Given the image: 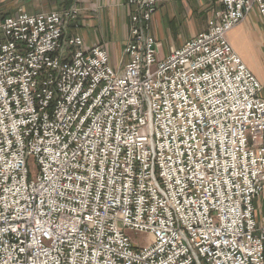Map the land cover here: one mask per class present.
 <instances>
[{
	"label": "built area",
	"instance_id": "2783aa9c",
	"mask_svg": "<svg viewBox=\"0 0 264 264\" xmlns=\"http://www.w3.org/2000/svg\"><path fill=\"white\" fill-rule=\"evenodd\" d=\"M172 1L126 0L120 69L77 3L0 16V264H264L262 85L227 41L264 0H215L157 59Z\"/></svg>",
	"mask_w": 264,
	"mask_h": 264
},
{
	"label": "crops",
	"instance_id": "0c3cea01",
	"mask_svg": "<svg viewBox=\"0 0 264 264\" xmlns=\"http://www.w3.org/2000/svg\"><path fill=\"white\" fill-rule=\"evenodd\" d=\"M16 2L18 6L20 5L19 7L25 8L28 14L61 10L73 3H77L79 7H83V12H81L78 17L77 25L79 28L74 30V32L80 35L79 30L81 22L95 28L93 31L97 35L94 34L91 37V41L90 39L84 40L82 37L86 48L100 44L103 42L105 35L108 34V37L113 40V43H108L106 45L109 52L110 63L114 68H121L120 59H122L127 35V28L124 27V23L126 22L125 25L127 27L129 22L125 5L126 0H16ZM81 2L83 4H81ZM182 2L181 12L184 13L185 19H188L187 17H189V15L194 14L193 11L199 17L195 16L196 19L198 18L197 21H199L200 25L199 31L193 35L195 36L204 30L206 22L204 21L203 28L201 20H203V18L205 19L208 12H211L212 9L215 8V0H182ZM102 24L107 27H115V25H117L118 29L120 24L121 30L118 32L115 30L108 32L100 27ZM121 31H123L122 40L120 41L121 44H118L117 35L121 33ZM153 38L156 40L154 36ZM186 40H183L177 48ZM227 41L233 51L241 58L243 63L261 83V97L264 99V19L255 10L252 11L240 25L228 33ZM170 51L166 53L162 51L158 52L157 49V59H164ZM253 205V215L256 224L258 227H264V192L254 200Z\"/></svg>",
	"mask_w": 264,
	"mask_h": 264
},
{
	"label": "rangeland",
	"instance_id": "374dc122",
	"mask_svg": "<svg viewBox=\"0 0 264 264\" xmlns=\"http://www.w3.org/2000/svg\"><path fill=\"white\" fill-rule=\"evenodd\" d=\"M81 4H83L81 2ZM183 5L182 0H174L172 3L164 4L157 6L156 12L152 15L151 23H150V31L151 34L156 38L157 41V49L158 52H168L173 48H177V46L183 41L188 39L189 37L193 36L199 31V21L197 19L199 18L197 14L193 11L194 14L189 15L187 17L188 19H185L184 13L181 12ZM20 6V5H19ZM17 5L16 0H0V16H10L13 14H16L20 11H26L25 8L19 7ZM82 6V5H81ZM81 12H83V7H80ZM127 15L128 10L126 8ZM46 12V11H42ZM211 12H208V15L201 20V25L204 28V21L210 17ZM195 16L198 18L196 19ZM127 18V17H126ZM203 21V23H202ZM126 22L124 23V27H126ZM101 28L107 30L108 32H111L112 30L120 31V24L119 29L117 25L115 27L112 26H106V25H100ZM95 28L90 27L89 25L85 24L84 22L80 23V35L83 37L84 40L90 39L92 40V36L96 33H94ZM127 30V29H126ZM127 32V31H126ZM123 31L121 33H118V44H121ZM127 37V35H126ZM108 43H113V40L108 37V34L105 35L103 38V42L100 44L105 45L107 48ZM119 56V55H118ZM119 58V57H118ZM117 58V60H118ZM123 55L122 59H120V64H123ZM111 64V63H110ZM113 67V65H111ZM114 68V67H113ZM29 171L31 174H35L37 171V166L32 158L29 159ZM127 236L131 240L132 243L139 247L147 246L150 243V236L147 233H138L131 230L126 231Z\"/></svg>",
	"mask_w": 264,
	"mask_h": 264
}]
</instances>
